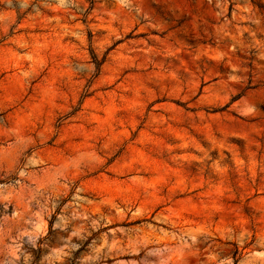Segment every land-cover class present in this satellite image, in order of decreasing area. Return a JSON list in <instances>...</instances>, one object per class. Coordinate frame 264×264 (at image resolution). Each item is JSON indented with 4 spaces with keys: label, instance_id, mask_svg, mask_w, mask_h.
<instances>
[{
    "label": "rangeland",
    "instance_id": "obj_1",
    "mask_svg": "<svg viewBox=\"0 0 264 264\" xmlns=\"http://www.w3.org/2000/svg\"><path fill=\"white\" fill-rule=\"evenodd\" d=\"M220 3L223 16L217 0H145L149 26L113 20L109 0H83L70 14L41 8L36 19L15 0L0 4V122L42 133L57 160L65 149L97 150L89 192L123 193L149 216L259 219L264 107L248 118L238 109L264 105V0ZM245 8L259 25L240 19ZM241 70L244 89L229 80ZM231 251L235 259L243 249Z\"/></svg>",
    "mask_w": 264,
    "mask_h": 264
},
{
    "label": "clouds",
    "instance_id": "obj_2",
    "mask_svg": "<svg viewBox=\"0 0 264 264\" xmlns=\"http://www.w3.org/2000/svg\"><path fill=\"white\" fill-rule=\"evenodd\" d=\"M15 3L21 12L31 7L36 19L42 15L41 8L54 6L70 14L83 0ZM109 3L107 15L113 20L151 25L145 0ZM0 4L12 6L13 0H0ZM216 6L220 8L217 16H223L224 4L217 0ZM244 11L249 15L240 19L259 25L251 9ZM260 60L264 61V54ZM75 67L80 72L94 69L92 65ZM21 75L27 78L29 72ZM229 80L241 89L248 85L242 70ZM259 107L264 105L254 99L238 109L239 116L257 115ZM0 129L4 131L0 139V264H189L193 256L195 264H264V202L257 209L259 219L253 215L247 223L230 216L225 217L227 223L217 226L209 214L193 224L163 210L149 216L144 204L123 193L89 192L84 180L100 167L97 150L65 149L57 160L45 151L42 133L24 135L19 128H5L2 122ZM9 205L13 206L10 214L6 211ZM214 236L225 243H217ZM233 245L243 249L235 259Z\"/></svg>",
    "mask_w": 264,
    "mask_h": 264
},
{
    "label": "trees",
    "instance_id": "obj_3",
    "mask_svg": "<svg viewBox=\"0 0 264 264\" xmlns=\"http://www.w3.org/2000/svg\"><path fill=\"white\" fill-rule=\"evenodd\" d=\"M101 63L96 62V66L99 68Z\"/></svg>",
    "mask_w": 264,
    "mask_h": 264
}]
</instances>
